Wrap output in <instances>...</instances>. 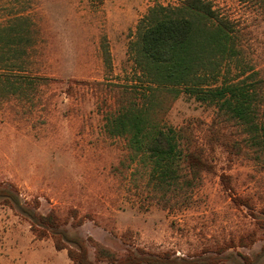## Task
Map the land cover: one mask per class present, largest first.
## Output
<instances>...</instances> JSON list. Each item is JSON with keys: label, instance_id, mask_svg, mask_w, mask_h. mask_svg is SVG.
Returning <instances> with one entry per match:
<instances>
[{"label": "rangeland", "instance_id": "1", "mask_svg": "<svg viewBox=\"0 0 264 264\" xmlns=\"http://www.w3.org/2000/svg\"><path fill=\"white\" fill-rule=\"evenodd\" d=\"M181 1L0 0V31L26 18L36 41L24 72L0 70V186L11 187L37 215H56L69 236L86 244L91 237L118 260L131 252L165 251L192 260L226 250V264L241 263L239 255L261 264L264 241L249 247L238 242L254 228L253 217L264 216V167L207 144L213 108L181 91L166 115L167 127L189 129L212 168L185 199L163 209L144 186L146 178H136L135 189L126 173L113 170L125 154L124 143L104 132L105 92L86 84L134 83L139 72L128 46L137 22L153 5L175 7ZM206 1L235 24L242 50L243 67L228 64L219 83L237 79L243 69L264 76V11L241 0ZM103 36L112 58L108 74L100 55ZM5 78L24 94L12 93ZM78 220L83 224L76 227ZM0 264L72 263L50 238L35 240L23 216L0 205Z\"/></svg>", "mask_w": 264, "mask_h": 264}, {"label": "trees", "instance_id": "2", "mask_svg": "<svg viewBox=\"0 0 264 264\" xmlns=\"http://www.w3.org/2000/svg\"><path fill=\"white\" fill-rule=\"evenodd\" d=\"M241 2L264 11V0ZM34 33L30 21L21 17L0 31V70L21 74L27 69L35 52ZM238 33L235 24L219 15L206 0H182L175 7L156 4L137 22L134 41L128 46L139 72L136 81L86 83L94 90L105 92L104 132L109 138L124 143L125 154L113 170L126 173L135 189L140 186L137 181L146 178L144 186L163 209L171 200L185 199L201 185L203 174L212 168L205 150L188 128L166 126V115L181 91L213 108L208 128L211 138L208 136L207 144L264 167V76L251 68L241 70L235 80L218 81L228 64L243 67ZM100 55L108 74L112 58L105 36L101 38ZM17 78L26 81L27 77L13 79ZM9 79L5 78L11 92L23 95L22 87ZM232 200L237 199L232 197ZM0 205L23 216L35 240L50 238L54 249L65 251L72 264H226L229 258L223 254L226 250L216 256L192 260L165 251L131 252L118 260L113 252L91 237L86 244L79 237L69 236L62 228L64 221L53 213L37 215L21 203L11 187L0 186ZM38 206L35 202L34 209ZM253 220L254 228L240 236L238 247L264 241V216H255ZM74 224L78 227L83 221ZM88 245L94 251V261L89 257ZM261 251L264 252V247ZM239 256L242 262L237 264H255L251 257Z\"/></svg>", "mask_w": 264, "mask_h": 264}]
</instances>
